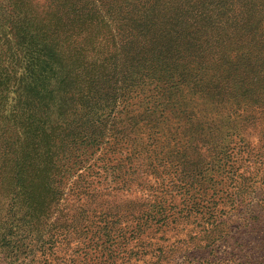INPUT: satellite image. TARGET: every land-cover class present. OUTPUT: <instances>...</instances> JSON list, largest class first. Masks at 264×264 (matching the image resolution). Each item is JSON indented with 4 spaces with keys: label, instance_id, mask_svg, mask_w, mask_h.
<instances>
[{
    "label": "trees",
    "instance_id": "1",
    "mask_svg": "<svg viewBox=\"0 0 264 264\" xmlns=\"http://www.w3.org/2000/svg\"><path fill=\"white\" fill-rule=\"evenodd\" d=\"M0 17L9 139L0 180H13L32 212L41 206L48 218L58 207L45 238H107L103 248L88 241L83 264H174L148 238L152 228L184 233L177 254L193 245L213 254L214 242L191 241L257 192L264 207V0H0ZM207 106L216 113L208 124L228 122L203 180L194 175L206 161L202 131L181 161L169 160L166 141L172 115L201 122ZM241 221L250 236V219ZM8 239L0 264L28 249ZM190 257L181 263L225 264Z\"/></svg>",
    "mask_w": 264,
    "mask_h": 264
},
{
    "label": "rangeland",
    "instance_id": "2",
    "mask_svg": "<svg viewBox=\"0 0 264 264\" xmlns=\"http://www.w3.org/2000/svg\"><path fill=\"white\" fill-rule=\"evenodd\" d=\"M6 16H4V21L7 18ZM0 30H2V23H0ZM19 81L21 86V78L16 79V84ZM10 98L13 97L10 96ZM197 114L195 116L191 115V121L189 122L187 120H175L182 118L181 115L170 116L172 123L169 125V135L166 142L168 143L167 148L171 153L169 160L173 162L175 160L181 161L183 160L181 158L183 152H186V155L190 156L196 153L194 149V137H197L202 131L203 138L206 139V142L205 145L200 144L199 147L202 151L199 154L206 161H199L202 166L197 167L194 175H199L203 178L202 173H208V170L215 166L214 164L221 147L220 135H224L222 133V127L228 120L222 122L220 118L216 117L213 125L208 124L209 118L216 116V113L210 106H207L205 112L200 113L203 117L201 122L196 121ZM4 116H7V114H4ZM190 122H193V127L189 126ZM2 128L3 126L0 125V158L3 147L8 145L9 141L6 134H4L5 132H1ZM11 159L12 157L6 158L7 174L9 173V169L12 168V163H10ZM2 164L3 160H0V166ZM207 164H209V169L206 167ZM14 184L15 182L9 178L2 183L0 180V238H9L8 240L10 241H14L16 238V242L18 243L25 242L28 249L25 253H18L17 256H19V259L16 261L12 260L11 262L7 261L1 264H43L44 260H48L52 264H83L82 261L84 259L91 258L89 255L90 249H87L89 240L92 245L94 243H103L102 248L108 246L107 242L109 240L107 238H45V232L47 230H52L60 224L57 223L60 215L57 210L58 207L52 206L50 209V213L52 214L48 218L45 216L44 209L41 206H38L35 212H32L27 208L26 196L22 198L13 194ZM98 188L102 189V187ZM135 195L137 198L140 193L137 192ZM142 195L148 196V193L143 192L141 193ZM260 198V192L255 193V195L253 194L247 207L238 213H228L230 214L228 216L230 217L229 220L220 219V226L210 234L209 238H196L195 241H191L192 244L201 239L207 240L208 246L214 242L216 247H214L213 254H210L209 250L206 249L198 252L199 249L195 248L197 247L195 245L189 246L186 249L181 248L179 254L175 253L174 249L177 248V244H186L185 241L188 238H183L184 233L178 234L176 230L171 229L172 227L163 229H158V227L152 228L151 230L154 233L148 238H152L156 242L157 247L161 248V251L165 252L168 257H176V264H182L183 259L181 258L186 256H191L188 260L193 263H203L205 260L216 262L214 255L217 256L216 258L222 259L225 264H238L239 260L242 257L245 258V256H247V259L251 258L255 264H264V207L259 202ZM258 217L259 220L257 219ZM246 218L250 219V224L253 226L250 236H248V231L246 232L242 229L243 223L241 220ZM114 239L116 240V238ZM47 240L51 242L44 247L51 246V251L47 252L48 250H42L39 252V248ZM39 257H45V259L41 261ZM110 257H113V255H110Z\"/></svg>",
    "mask_w": 264,
    "mask_h": 264
}]
</instances>
